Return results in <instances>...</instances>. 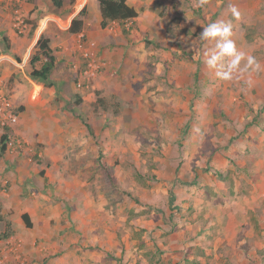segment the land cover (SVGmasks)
Listing matches in <instances>:
<instances>
[{"label": "crops", "instance_id": "1", "mask_svg": "<svg viewBox=\"0 0 264 264\" xmlns=\"http://www.w3.org/2000/svg\"><path fill=\"white\" fill-rule=\"evenodd\" d=\"M125 1L137 11L133 22L130 20L125 23L127 34H123L116 21L108 22L104 28L100 26L102 16L97 0H62L59 7L53 0H22V13L29 15L30 19H36L32 21L36 25L30 36L28 32L18 36L11 27L9 9L0 4V92L8 94L11 105H22L18 112L20 122L12 127L11 134L20 137L24 143L22 149L0 151V204H10V211L14 209L20 215L28 213L32 226L35 227L34 235L44 236L50 233L56 236L59 230H64L59 238L62 243L52 241L51 238L46 242L48 247L62 250L48 264H213L212 261L215 264H264V120L252 123V143L237 149V154L240 153L243 158L233 167L235 177L231 190L224 184L227 179L220 181L215 178L204 181L202 185L191 186L189 192L186 188H179L181 194L169 204L164 217L162 214H155L136 219L144 232L159 237L155 242L132 240V257H125L123 260L101 258L104 254L101 246L111 240V244L116 247L118 240L115 239V226L109 224H104L109 239L106 237V240H102L97 236L100 229L93 220L102 218L99 210L104 199L99 201L97 195L93 196L82 189L87 184L83 178L84 169L95 168V159L87 161L86 147L75 150L74 146L65 145L60 133L69 131L67 122L66 125L61 121L57 124L56 116L46 110L57 90H64L65 87L70 89L71 86H65L63 82L68 81L71 75L74 77V88L82 100L80 107L83 110H87L94 100L93 89L104 90L119 97L124 90L130 92L133 90L131 84L140 78L139 72L149 74L146 65L150 59L156 60L154 74L164 71L162 60H170L180 52L173 50L172 35H184L180 28H186L198 18L194 14L199 4L196 0ZM189 1L193 3L192 7ZM223 2L207 1L200 11L202 18L210 21L218 11L217 19L214 20H222L228 12L227 3ZM235 7L239 12L246 11L240 4H235ZM82 8L85 9L82 27L79 31L70 32L72 19ZM196 21L198 26L203 25L200 18ZM233 24L235 28L232 36H235L234 43L239 51L247 39L244 38L241 20L235 18ZM184 31L187 32L186 29ZM80 34L87 42L95 44V51L103 66L90 81V85L78 88L75 81L85 67V59L77 47ZM42 35L48 39V46L57 59L46 81L30 75L32 66L29 59L33 52L40 57L34 63L35 68H40L46 60L37 48V41ZM258 40L264 42L262 39ZM168 44H171V48H161V45ZM240 51L244 52L242 48ZM260 56V71H246L232 81L219 79L215 71L206 68L208 71L205 73L212 76L213 81L205 82L206 85L200 88L206 94V99H210L213 105L219 102L226 114L230 113L228 106L234 108L235 113L229 118L238 121L244 119L242 102H251L254 107L264 106V46ZM39 62L41 65H36ZM243 62L244 60L240 63L241 68L244 67ZM167 72L176 81L178 95L185 97L182 108H187L195 88V69L186 67V76L183 73L178 75V68L175 67H170ZM228 87L235 89L229 97L226 94ZM240 91L243 97L239 98ZM35 97L38 100L33 103L31 99ZM262 111L264 116V109ZM41 114L45 116L43 122H39ZM63 117L67 121V114ZM178 120L183 121L184 117ZM71 121L73 120L70 119ZM251 132H246V135H251ZM246 137L242 138V142ZM30 141H44L46 146L43 145L42 149L30 147ZM28 150L32 154L48 157L44 176L54 190L57 188L54 194L60 200L55 207L51 204L54 200L49 188V196H45L47 201L45 199L43 203L39 201L40 195L36 200L30 196L22 199L18 197L21 187L34 185L33 181L38 176V169L27 158ZM224 151L226 154L231 152ZM217 159L214 155L212 162L215 167L226 170L231 166L227 159ZM192 174L193 171L190 170V175ZM88 183L92 186V179ZM105 213L109 217L113 216L112 212ZM0 215L8 220L12 219V215L6 214L4 207L0 208ZM86 219H90L89 222ZM75 230L79 232L78 235H75ZM84 240L93 245L97 243L100 249L86 250L81 253L82 257L78 256L81 246L76 244L79 241L84 243ZM146 250H153L155 257L148 258Z\"/></svg>", "mask_w": 264, "mask_h": 264}, {"label": "rangeland", "instance_id": "2", "mask_svg": "<svg viewBox=\"0 0 264 264\" xmlns=\"http://www.w3.org/2000/svg\"><path fill=\"white\" fill-rule=\"evenodd\" d=\"M223 1V4L225 1L227 3L228 12L218 22H231L232 30L235 28L233 24L235 17L230 11V6L240 4L242 9H246L245 12H240L239 19L242 23L244 38L247 40L242 43L240 49L242 48L245 53L251 54L259 61L260 52L263 51L264 46V42L258 40V38L264 40L262 35L264 34V0ZM189 4L191 6L193 3L189 1ZM205 5L206 3L197 6L194 12L197 19L190 22L186 28H180L184 35L179 36L178 33L172 35L173 50L180 52L174 54L170 60H162L164 71L161 73H153L156 60L150 59L146 65L149 69L148 76L144 72L141 74L139 72V80L131 84L133 90L130 92L124 90L119 97L104 90L93 89L94 100L87 110L80 107L82 100L74 88V77L71 75L68 81L64 80L63 83L65 86L73 87L70 89L65 87L64 90L58 88L51 105L46 110L50 111L52 116H56L57 124L61 121L63 125H66L67 122L69 131L60 133L64 144L74 146L75 150L78 147H86L87 161L95 159V168L84 169L83 178L87 184L82 189L88 194L97 195L99 201L104 199V203H100L102 208L100 207L101 210H99L102 218L93 220L96 227L100 229L97 236L106 240L108 236L106 227L104 230V224H109V226H115V239L118 240L116 247L111 244V240H107L101 246V250L104 251L101 258L104 260L112 258L123 260L125 257H132V240L143 243L148 240L155 242V239L159 237L144 232V229L136 223V219L139 216L149 217L155 214H162L164 217L169 204H172L181 194L179 188H186L189 192L191 186H199L204 181L215 178L220 181L227 179L224 184L231 190L233 187L231 183L234 182L235 177L233 167L243 158L240 153L237 154V149L252 143L251 139L254 138L250 130L252 123H261L264 120L262 111L264 106L254 107L251 102H242L244 119L238 121L235 118H229L235 113L233 107L228 106L230 113L226 114L219 102L213 105L210 99H206V94L201 88L206 85L205 82L210 83L213 80L212 76L205 73L208 71L206 68H209L205 63V53L215 48V42L201 40L200 33L203 27L216 22L214 18L217 19L218 11L214 14V18L205 21L200 14L201 8ZM8 11L11 13L10 10ZM9 16L12 18L11 15ZM199 18L203 20V25L198 26L199 24L196 23ZM33 20L36 19H30L29 15H24L28 36L36 25L32 23ZM13 30L18 36L23 34ZM234 37L230 38L233 42ZM171 44L161 45V48H171ZM32 55L37 54L33 52ZM226 62L227 58L221 61L224 65ZM245 62L244 60L243 64ZM187 65L195 69V88L187 108L183 109L185 97L181 98L178 95L176 81L168 75L167 71L170 67H175L178 68V75L183 73L186 76ZM234 91L233 87L232 89L228 87L227 97ZM0 93L9 99L6 92ZM240 96L243 97L241 91L239 98ZM37 100L36 97L31 99L33 103ZM12 105L18 114L22 105ZM66 114L67 121L63 117ZM41 117L39 122L44 121L45 116L41 114ZM182 117L184 120L179 121L178 118ZM70 119L73 121L70 122ZM82 121L91 126L93 135L88 132ZM19 122L20 118L15 124L6 126L3 133L7 132L12 136V127ZM246 132H251V135H246ZM243 137L246 139L242 142ZM28 145L39 149H42L43 145L46 146L44 141H30ZM224 150L231 152L226 154ZM27 154V158L31 159L29 163L38 169L36 172L38 176L33 181L34 185L21 187L18 197L22 199L30 196L31 199L36 200L40 195L39 201L43 203L45 199L47 201L45 196H49L47 191L49 188L54 200L51 204L55 207L60 200V197L54 194L57 188L54 190V187L49 185L48 178L44 176V166L49 162L48 157L32 154L29 150ZM214 155L219 161L222 158L227 159L231 166L226 170L215 167L212 162ZM187 167L193 171L192 175ZM90 179L93 182L92 186L88 183ZM9 205L8 203L0 204V208H5L6 214L12 215L11 220L0 215V264H48L51 258H57L62 250L48 247L46 242L51 238L52 241L62 243L59 238L64 230H59L56 236L50 233L44 236L34 235L35 227L27 228L18 211L14 209L10 211ZM105 212H112L113 216L109 217ZM73 219L76 220V218ZM70 220L72 221V218ZM86 220L89 222L90 219ZM93 226L95 228V224ZM6 233H10L8 237L4 236ZM74 233L79 234L76 230ZM212 241L213 239L211 243ZM76 245L81 246V251L78 253L80 257L83 251L100 249L97 243L93 245L88 240H84V243L79 241ZM146 256L153 258L155 254L153 250H146ZM212 262L215 264L214 261Z\"/></svg>", "mask_w": 264, "mask_h": 264}, {"label": "clouds", "instance_id": "3", "mask_svg": "<svg viewBox=\"0 0 264 264\" xmlns=\"http://www.w3.org/2000/svg\"><path fill=\"white\" fill-rule=\"evenodd\" d=\"M206 2L207 0H200L201 4ZM230 11L233 17L240 18V12L235 5L230 6ZM202 29L201 40L215 42V48L209 49L205 53V63L209 69L215 71L219 79L232 81L246 71L258 72L261 70V65L254 56L236 49L235 43L230 39L232 36L231 22H213ZM225 58H227L226 65L221 63ZM242 60L246 61L243 68L240 67Z\"/></svg>", "mask_w": 264, "mask_h": 264}, {"label": "trees", "instance_id": "4", "mask_svg": "<svg viewBox=\"0 0 264 264\" xmlns=\"http://www.w3.org/2000/svg\"><path fill=\"white\" fill-rule=\"evenodd\" d=\"M53 1L54 4L59 7L61 5L62 0H53ZM97 1L102 16L100 26L104 28L107 26L108 22L116 21L119 23L123 34H127L128 30L125 27V23L130 20L133 22V20L137 16V11L132 6L128 5L125 0H97ZM84 15H85V9L82 8L79 11V13L72 19L69 27L70 32H76L81 29ZM37 48L39 53L43 55L46 58V60L42 63L40 68H35L34 63L40 60V57L39 55H32L30 58V65L32 66L30 75L32 78L39 79L41 81H46L49 77L51 70L56 64L57 59L52 54V51L48 46L47 38L40 36V38L37 41ZM82 122L86 126L88 132L91 135H93V130L91 126L85 121ZM7 136H9L7 132H4L0 136V151H3L5 149L3 140L7 138ZM20 218L27 228L32 227V221L28 213L26 212L22 213L20 215ZM9 234L10 233H6L4 236L8 237Z\"/></svg>", "mask_w": 264, "mask_h": 264}, {"label": "built area", "instance_id": "5", "mask_svg": "<svg viewBox=\"0 0 264 264\" xmlns=\"http://www.w3.org/2000/svg\"><path fill=\"white\" fill-rule=\"evenodd\" d=\"M22 0H0V4L11 11V26L18 33H24L27 30V24L24 21V15L21 7ZM198 6L201 4L200 0ZM77 47L82 58L85 59V67L79 72V77L75 81V86L78 88L87 87L90 81L95 78L103 66V62L98 58L95 51V44L87 42L83 35H79ZM9 99L0 93V136L3 134V129L6 126L15 124L18 120V114L13 109ZM5 149L16 151L22 149L24 143L17 137L7 136L3 140Z\"/></svg>", "mask_w": 264, "mask_h": 264}]
</instances>
